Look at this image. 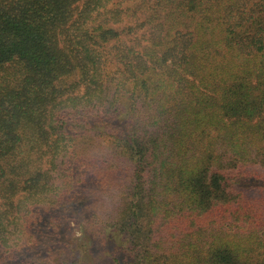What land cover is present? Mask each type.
Here are the masks:
<instances>
[{"label": "trees", "instance_id": "1", "mask_svg": "<svg viewBox=\"0 0 264 264\" xmlns=\"http://www.w3.org/2000/svg\"><path fill=\"white\" fill-rule=\"evenodd\" d=\"M0 264H264V0H0Z\"/></svg>", "mask_w": 264, "mask_h": 264}]
</instances>
